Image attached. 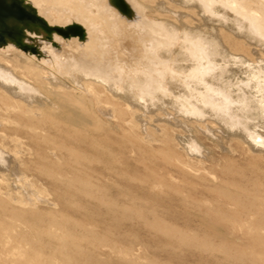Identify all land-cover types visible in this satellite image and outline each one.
Masks as SVG:
<instances>
[{"label":"rangeland","instance_id":"rangeland-1","mask_svg":"<svg viewBox=\"0 0 264 264\" xmlns=\"http://www.w3.org/2000/svg\"><path fill=\"white\" fill-rule=\"evenodd\" d=\"M67 1L74 0L47 6L51 21L62 17L68 22L64 19L61 26L71 24L65 29L53 28L62 39L72 36L59 57L69 49L77 51L82 44L85 50L109 46L99 38L97 20L86 21L85 38L76 36L79 27L71 23L75 15L61 13ZM136 1L144 20L176 28L172 43L157 47L166 68L185 74L194 62L186 55L185 32L191 38L205 34L214 42L212 61L229 70L223 73L225 85L232 83L235 98L245 90V96L262 105L263 114L264 53L260 45L240 34L226 40L232 52L215 45V28L220 25L246 32V23L232 9L241 7L242 0H216L215 18L203 12L197 0ZM83 2L90 14H96L99 0ZM254 2L257 8L251 5L250 11L258 15L264 11V0ZM182 6L199 10H190V27L171 23L178 13H190ZM109 11L104 19L112 17ZM18 18L35 20L30 13ZM236 19L242 21L239 26ZM112 21L108 27L115 33ZM193 23H201V31L195 32ZM230 54L242 56L243 61L237 62L239 58H230ZM121 58L127 59V55ZM105 59L113 57L108 54ZM123 72L115 69L109 76L118 98L100 87L97 103L95 97L82 93H58L54 100L57 110H34L32 106L27 111L0 92V264H264V146L259 144L260 148L236 127L228 128L215 115L212 118L204 113L201 120L194 114L182 116L185 111L177 105L179 93L189 96L203 88L181 83L182 79L170 74L161 84L165 93L157 90L152 100L134 96L143 106L161 100L168 105L130 112L121 100L126 83L144 75L135 70ZM238 106L239 102L233 103ZM16 112L20 116L16 117ZM239 114L241 121L264 137V115L251 120L250 107ZM14 129L19 130L15 131L19 142L9 138L15 135Z\"/></svg>","mask_w":264,"mask_h":264},{"label":"bare ground","instance_id":"bare-ground-1","mask_svg":"<svg viewBox=\"0 0 264 264\" xmlns=\"http://www.w3.org/2000/svg\"><path fill=\"white\" fill-rule=\"evenodd\" d=\"M74 1L69 3L68 1L65 2L64 3L65 5L61 7L66 6V8L65 7L63 9L61 8L62 9L61 13L66 14L67 12L68 13L71 12L70 14H73V16L69 15L71 17H74L75 15L76 19L72 20L71 23L77 24L79 27V29L76 31V36L85 38L88 35V33L86 32L87 28L85 27L86 21L97 20L99 24L98 26L101 27V29L99 28L101 32L99 38L102 37V39H105L104 41L108 42L109 46L104 47L103 49L100 48L97 49L96 47L95 49L92 48L91 50H85L84 45L83 44L81 45L79 43L81 47L78 48L77 51H73L69 49V52L67 50V52L64 55H61L59 57L58 54L60 49L65 47L67 48L69 46V39L72 36L67 38L66 40L62 39L61 36H59L54 32L53 28L57 26L65 29L71 24L69 23L70 25H67L65 27L61 26L62 24L65 25V23H63L65 18L63 19L62 17L61 18L63 20H60L61 19L60 18L57 19L56 21L55 20L51 21V16H50L51 10L50 9L48 10L47 6L49 2L59 3L60 0H0V92L2 94H4L7 97H10L15 102H19L17 104L21 103L22 105H24L25 110L27 111H30V108L32 106L35 107L34 110H39L43 107H49L51 109L57 110L59 106L54 100L56 99L58 93H64V92L67 93L77 92L87 95L89 97H95L97 103L98 93L96 90L98 87L108 92L109 95L112 97L115 96L117 98L119 97L115 93L117 92V89H115L114 86H112L109 82L110 81L109 76L111 75L112 70L116 69L119 71V73H124L123 72L124 70L126 71L135 70L136 72H139L144 76L140 78L137 75L134 78L135 80L133 79L134 81L133 83L130 84L126 83L128 88L125 87L126 89L124 91V97H122L121 100H124L125 106L128 108L127 110L136 114V112L140 108L146 110L148 107H153L157 105H159L158 107H162L164 104L167 105L169 104L168 102L161 100V102L158 104L151 105L150 103L143 106L136 101V97L138 99L147 98L148 100H152V98L155 96V93H157L156 92L157 90H161L163 93H165L166 89L162 88L161 84L164 82V78L166 74H170L175 79L176 78L177 79L179 78V80L182 79L181 83L184 84L195 83L197 85L202 86L203 88V90L201 91L195 92L194 94H190L189 96L187 95L188 97L183 95V93H179L180 97L178 100L180 104L178 103L177 105H180L179 107L183 108L185 111L183 112L184 115L182 116L187 117V115L189 114H194L199 116V119L197 118L198 120H201L200 116L204 115V113L208 114V116L212 118L215 115L216 116L215 118L218 117L220 121L222 120L225 124H227L228 128L236 127L242 134H245L247 137H249L251 141H253L257 145L260 144L261 146H264V137L257 134L252 129V126H250L249 123L245 122L244 120L241 121L242 119H239V115H240L239 113H242L245 107L251 108V114H248L251 120L255 121L256 117L257 118L262 117V115H264V112L263 114L260 113L261 110L260 107L262 105L254 103L250 98L245 96L247 94L245 90H242L241 94L239 95L240 97L237 96L235 98L234 97L235 95L233 96V94L231 93L232 83L230 81L227 82L228 84L226 83L227 85H225L224 83L225 77L223 76V73L224 72L228 73L229 70L221 67L218 68L217 65L215 64V61L214 62L212 61L211 54L213 50H215L214 49L215 46L213 44L214 42L211 41L212 38L206 37L205 34L198 35L197 36L198 38H195L196 36H194V38H191V36L188 35L187 32H185L186 33L185 38L188 42V43L186 42L187 43L186 55L188 59L190 58L194 62H191V65L189 64L190 67L185 74L182 72L183 75H180L182 74L181 72L180 74L176 72L173 73L172 69L166 68V65L160 62L159 59L160 56L157 53L158 46L170 45L172 43V40L174 39L175 36L176 28L172 26L166 28L164 22H162V24H164L163 27V26H159L160 24L156 25L150 20H144L140 16L141 7L136 0L135 1L134 0H99V6L97 8L98 11L96 12V14L93 13L90 14L91 12L89 13L90 10L88 11L87 5L86 3L83 2V0H74ZM197 1L200 3L201 8L204 10L203 12H206L207 14H209V16L213 15L214 17L215 13L213 10L214 8L213 5L217 2L216 0H197ZM238 2L239 0L236 3ZM242 2L243 3L241 4L242 5L241 7H238V5L236 4L237 6L232 9L237 14H239L240 16L239 19H241L243 23L244 22L246 23V32L244 31L238 33L233 28L229 29L220 25L215 28V37L217 39L216 38L214 39H216V42H218L215 45H219L223 49V52H232L231 46L226 42V40H231L235 38L234 36L236 34H240L241 36L243 35L247 41L254 40L253 42H256L257 45H260L261 47L260 50L262 51L261 53H264L263 52L264 51V11H260V13L258 12L259 13L258 15H255L253 14L255 12L250 11L251 5L256 7L254 0H242ZM221 5H223V3H221ZM187 6L186 7L182 6L185 8V12L186 11L190 12V10L193 9H195L194 12L199 11L196 9L197 6L196 7H187ZM108 10H111L109 12H112V15L110 13L112 17L110 19L106 18L107 19L106 20L103 18V15ZM59 11L60 10L58 9V12ZM230 12L232 13V11ZM28 13L33 14L35 20L18 18V15L24 16ZM188 15H191V12L185 15L184 14L181 15L178 13L177 16H175L174 20H171V23H176V24L179 23L186 25L187 27L188 26L190 27L192 26V23L190 22L191 20L189 21ZM59 16H61V14ZM58 17H55V19ZM112 19L113 21H115V26H114L115 33H112L111 29L108 27V23ZM127 19L130 20V22L124 25L123 22ZM239 19L235 20L236 21L235 25L237 26H239L240 22H242ZM194 25L193 28H195V32L196 29L197 30L201 29L199 28L201 26V23L199 24L196 23V25L195 26ZM116 28H118L119 30L116 31ZM80 31L82 32V34H80ZM182 37H184V35ZM242 43L246 46V44L243 41ZM247 46H250V44H248ZM22 50L27 53L22 52ZM173 50L174 49H172V51ZM8 52L12 53L11 57L7 56ZM180 52L181 51H179V53ZM108 54L111 55V57H113L111 61L105 59V57ZM124 55H127V59L121 58V56ZM229 56L230 58L233 59H235V57L239 58V60L237 59V62L243 61L242 56H238L236 54L233 55L230 54ZM172 57L174 56L172 55ZM222 57L223 56H221L220 58ZM63 67L64 69L71 68L72 70L71 72L67 70L63 71L61 69ZM171 67L174 66L171 65ZM216 69H219L221 72L215 74V72H217L215 71ZM231 71L232 70H230V72ZM122 77H124V75ZM122 83L124 82L122 81ZM173 84L174 83H172V85ZM165 85L166 84H164V86ZM180 89L182 90V88ZM196 101L200 102L202 106L196 105L197 104ZM234 102H239V106L233 107ZM204 106H207L208 109L204 110ZM10 108L7 107V109ZM6 110L4 111L6 112ZM19 113L20 112H16L14 115L16 117L20 116ZM248 113H250V111H248ZM15 131H19V130H15V129L12 130L13 134L15 135H13V137L9 136V138L10 140H12V142L13 141L19 142L18 138L15 137L17 136L16 135L17 132ZM190 147L194 148L195 146L191 143ZM191 150L195 151V149H191ZM2 151L3 148L0 147V162L3 161V156L1 155ZM27 185L33 186L34 184L28 183ZM35 191L38 192L37 189H35Z\"/></svg>","mask_w":264,"mask_h":264}]
</instances>
